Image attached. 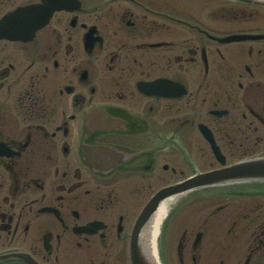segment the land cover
<instances>
[{
	"label": "flooded vegetation",
	"instance_id": "af4514ba",
	"mask_svg": "<svg viewBox=\"0 0 264 264\" xmlns=\"http://www.w3.org/2000/svg\"><path fill=\"white\" fill-rule=\"evenodd\" d=\"M54 1L0 0V20ZM205 6L65 0L0 38V264H133L146 205L212 153L199 123L227 166L264 155V8ZM203 198L157 218L160 204L136 239L144 261L152 245L159 264H264V184Z\"/></svg>",
	"mask_w": 264,
	"mask_h": 264
},
{
	"label": "water",
	"instance_id": "95a60500",
	"mask_svg": "<svg viewBox=\"0 0 264 264\" xmlns=\"http://www.w3.org/2000/svg\"><path fill=\"white\" fill-rule=\"evenodd\" d=\"M253 3H258L264 6V0H248ZM19 18V17H17ZM25 17H20L17 19L13 16L6 19V27L16 29L18 27H28L30 25L29 21H25ZM11 21V22H10ZM24 25H20L21 23ZM10 22V23H9ZM9 23V24H8ZM239 180H264V158L251 160L236 164L230 168L223 169L220 171H214L204 175H200L193 180L186 183L183 187V191H187L191 188L204 187L209 185L221 184L225 182H233Z\"/></svg>",
	"mask_w": 264,
	"mask_h": 264
},
{
	"label": "rangeland",
	"instance_id": "374dc122",
	"mask_svg": "<svg viewBox=\"0 0 264 264\" xmlns=\"http://www.w3.org/2000/svg\"><path fill=\"white\" fill-rule=\"evenodd\" d=\"M191 1V2H190ZM184 3H192V5L194 6H202L203 8H205V4L207 3L206 0H184ZM201 143L202 145H204V142L201 139ZM234 157L231 155L229 156V160L230 161H234ZM214 162V159L212 157V154H210V152L205 151V154L201 151V153L199 154V167L202 170H208L210 169V164ZM216 164V163H215ZM216 166V165H215ZM193 208L194 206H191L189 208H187L186 210H182V221L185 222L188 218L192 217L193 214ZM171 250L172 252L175 254L176 253V246H171Z\"/></svg>",
	"mask_w": 264,
	"mask_h": 264
}]
</instances>
